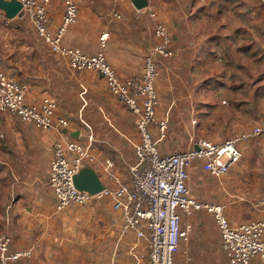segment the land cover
<instances>
[{"label": "crops", "instance_id": "1", "mask_svg": "<svg viewBox=\"0 0 264 264\" xmlns=\"http://www.w3.org/2000/svg\"><path fill=\"white\" fill-rule=\"evenodd\" d=\"M6 1L11 0H0V3L3 4ZM74 1L79 7V18L78 22L67 32L63 45L79 48L85 54L94 55L101 49L102 35L107 34L104 53L109 64L121 78L141 74L144 58L154 43V30L157 23H163L169 29L174 39L176 58H180L184 53L183 50L186 51L188 48L183 44L179 45L180 42L199 43V41H205L211 33L220 36V29L225 27L224 25L234 28L235 25L242 23L258 25L264 22V4L257 5L255 0H244L246 7L252 10L251 20L248 22L239 15L243 10L240 6L242 0H235L232 5L226 0H151V5L157 14L156 18L151 17L149 10H138L133 0ZM64 2L65 0H54L49 10L53 30L64 14ZM2 4H0V14L5 16L1 8ZM234 8L241 12L238 10L239 14H232L235 17H233L234 24H231V18H227L226 14ZM116 14H119L121 18H118ZM210 14H215V16L210 17ZM197 45L195 44L191 50V55H195L194 57L199 50ZM163 61L159 62L161 73L168 69ZM186 66V75H192L199 68L194 65L193 60H191V67ZM0 70L29 86L28 103L39 104L44 97L51 95L57 99L59 105L55 120L59 118L68 120L71 117V114L62 108L66 87L70 83L78 87L81 84L67 62L52 53L48 45L36 35L28 19L15 17L8 23L0 20ZM251 70V68L248 70L249 73L254 72ZM247 82H256L255 89L247 99H242V101L250 100V111L246 109V106L238 105L237 122L235 121L233 128L235 136L250 131L264 122V109L259 112L258 102L254 104L253 101L259 98L258 83L253 80ZM160 84L159 81L156 84L158 93L161 90ZM210 84L213 85L209 86ZM224 85L225 82L222 83L223 89ZM220 86L218 82L217 95L212 91L207 92V102H211L212 106L219 101ZM214 87V81L205 82L198 93L196 91L198 87H193L192 94L190 93L186 99L171 98L167 102L171 108L183 101L191 107L195 104L202 105L203 100L199 98L203 95L197 97L196 94ZM160 103L164 107H167L168 103H164L159 97L157 116L159 119H165ZM222 103L226 101L223 100ZM83 110L84 106L79 111L78 119L83 117ZM70 122L69 129L56 127L44 131L32 124L19 121L9 113L0 115V234L6 233L11 237L12 251H32L30 258L21 259L15 264L64 263V257L60 252L64 247V235L67 229L75 224L76 218L70 216L67 211H56V197L49 188L48 182L55 143L74 140L87 145L84 130L80 127L74 128V122L71 120ZM192 124H198V120L192 118ZM103 129L100 143H112L114 149H116L115 145L119 144V150L116 149L118 155H104L103 151L99 152L98 147L93 148L92 146L97 162L90 166L95 168L106 186L114 189L116 184L106 172V160L111 159L115 163L113 172L122 181L128 182L130 180L129 167L135 162V153L133 152L130 158L125 156L123 151L128 149L124 135L119 138L116 133ZM66 130L68 133H65ZM168 132L166 140H163L161 151L168 150L170 153H175L185 150L191 146L193 138H205L218 142L193 132L185 143H180L176 138L178 135ZM71 134L77 136L73 137ZM94 136L93 145H96L99 141L96 130ZM153 136L158 140L156 132ZM239 148L242 152L241 160L227 175L215 178L217 180V201L205 202L195 198L200 203L224 206L226 216L233 227L264 218V208L256 207V203L264 196V134L250 142L241 143ZM193 168L192 172L195 176L198 171L202 170V162L197 161ZM112 204L113 200L106 198L101 204H95L93 207L94 214L102 211L101 216L106 214L110 218L108 219L110 223L106 226L109 234L102 237V241L100 240L103 246L104 244L108 246L105 247L107 249L105 258L109 262L115 258V249L119 246L122 250L126 248L122 242L124 219L120 212L113 210ZM189 224L193 230L189 240L182 241L180 252L175 257V264H228L213 215L206 210H194L190 216L183 215L182 225ZM140 242L146 248V244ZM73 256L75 258V253ZM121 258L118 264H133L130 257L121 256ZM77 259H80V256ZM147 261L150 264L148 257ZM141 263L142 259L136 264ZM252 264H264V261L256 259Z\"/></svg>", "mask_w": 264, "mask_h": 264}, {"label": "built area", "instance_id": "2", "mask_svg": "<svg viewBox=\"0 0 264 264\" xmlns=\"http://www.w3.org/2000/svg\"><path fill=\"white\" fill-rule=\"evenodd\" d=\"M17 1L22 5L17 17L28 19L36 35L48 45L52 53L63 58L74 73L97 72L108 92L132 114L140 134L139 143L135 146L136 160L129 167L130 180L122 181L113 172L115 163L107 159L106 172L116 188L106 186L100 194L90 196L78 190L73 180L82 165H94L97 162L92 151L94 133L81 117L80 121L90 131L88 144L63 140L53 147L54 158L48 185L56 197V210L62 212L71 206L86 205L94 199L111 198L113 210L120 212L124 219L122 236L133 234L138 241L144 242L150 264H175L182 241L189 240L193 230L190 224L182 225L183 215L190 216L194 210H206L215 219L228 264H252L256 259L264 261V218L233 227L224 206L198 202L192 197L189 188L191 171L197 161L202 162L204 172L222 178L241 160L239 145L261 137L264 124L220 143L193 138L189 148L162 155L157 142L166 138L169 125L168 119H159L157 116L159 93L156 84L160 76L157 59H171L175 55L167 26L156 24V42L145 57L141 74L121 78L104 53L107 34L102 35L101 49L94 55L63 45L67 32L79 18V7L74 0H65L64 14L54 30L49 15L54 0ZM147 1L145 9L149 10L152 18H156L151 0ZM116 16L121 18L119 14ZM0 20L8 23L10 19L0 14ZM86 92L84 88L81 93L83 100ZM28 93L27 84L0 70V115L9 113L19 121L44 131L71 127V122L65 118L55 120L58 101L54 96L44 97L39 104H30L27 102ZM150 127L159 133L158 140H154ZM256 207L264 208V196L256 203ZM11 243L8 234H0V264H15L20 258L32 256L31 250L12 253Z\"/></svg>", "mask_w": 264, "mask_h": 264}, {"label": "rangeland", "instance_id": "3", "mask_svg": "<svg viewBox=\"0 0 264 264\" xmlns=\"http://www.w3.org/2000/svg\"><path fill=\"white\" fill-rule=\"evenodd\" d=\"M261 2L264 4V0H261ZM224 26L220 29V36L211 33L207 34L208 36L206 35L205 41H199V43L193 41H189V43L180 42L179 45L183 44L186 48L188 47L186 51L183 50L184 53L181 57L176 58V55H174L171 59H163L164 64L168 68L163 73H161L159 67L160 76L158 81L161 83L159 97L164 103H168L167 101L171 98L186 99L193 87H198L196 90L198 93L205 82L214 81L215 84L214 88H209L208 91L202 90V92L196 94L197 97L203 95V97L199 98L203 100L202 105L199 104L200 106L195 104L191 107L183 101L178 102L177 106L171 108L169 103L167 107L162 106L160 103L161 110L163 111L162 115L165 116V119H168V133L178 135L176 138L180 143H185L190 134L193 135V132L218 142L231 139L235 136L233 128L237 122L238 105L243 98L247 99L249 94L255 89L243 87L233 89V86L237 85L235 83L238 82V79L241 82L257 81L259 88V112L264 109V56L259 57L255 62V57L252 54L255 50L252 49L251 54L244 51L255 41H258V44L261 45V50H264V31L262 30L264 26L261 24L247 25L245 23L235 25L234 28L228 25ZM195 44H198L197 49H199L196 57H194L195 55H191V50ZM191 60L199 68L192 75H186V65H188V68L191 67ZM239 65L243 66L246 70H240ZM250 68L254 72L249 73L248 70ZM76 77L82 88L81 85L78 87L73 83L67 85L65 101L62 105L63 110L71 114L68 120L74 122V128L80 127L84 130L86 135L85 144H88L87 135L90 131L78 119L79 111L84 106V110L82 111L83 118H85L94 133L96 130L99 139L98 143L93 145V148L98 147L99 152L103 151L104 155H118L116 149L119 150V144L115 145L116 149H114L112 143H100L102 128H104L105 131L108 130L110 133H116L119 138L124 135L128 150L123 152L125 156L130 158L132 153H135V146L140 140V134L135 127L132 114L107 91L104 80L97 72H83L76 74ZM218 82L221 84V95L219 96V101L212 106L211 102H207V92L212 91L217 95ZM223 82H225L224 89L222 86ZM212 85L210 84L209 86ZM84 88L87 92L84 94L83 100L81 93ZM223 100L226 103H222ZM192 118L197 119L198 124L193 125ZM154 132L158 134V139L159 133L152 129L153 135ZM154 140H156L155 136ZM163 143V140L157 142L160 153L162 155H170L171 153L168 150L161 151ZM216 182L215 177H212L203 170L198 171V174L195 176H193V172L191 171L189 188L192 197L199 201L216 202L218 196ZM102 201L94 199L91 204L71 206L65 210L76 219L74 220L75 224L67 229L64 235V247L60 251L64 257L63 264H114L120 261L121 256L130 257L133 264H136L141 259V264H148L145 245L133 237V235L124 236L122 242L126 248L122 250L121 246H119L114 251L115 258L110 262L106 260L105 253L107 249L105 247L107 248L108 246L102 245L101 238L109 234L106 231V226L110 223L108 221L110 218L106 214L101 216L102 211H97L95 214L93 212L95 204L99 205ZM74 253L75 258L73 256ZM79 256L80 259H77Z\"/></svg>", "mask_w": 264, "mask_h": 264}, {"label": "water", "instance_id": "4", "mask_svg": "<svg viewBox=\"0 0 264 264\" xmlns=\"http://www.w3.org/2000/svg\"><path fill=\"white\" fill-rule=\"evenodd\" d=\"M134 6L138 10H143L147 7V0H133ZM2 11L8 19H14L20 13L22 5L17 0L6 1L2 4ZM65 133H68L66 130ZM73 137L77 135L71 134ZM75 187L88 193L90 196H96L106 189V184L103 182L95 168L84 164L80 167L74 176Z\"/></svg>", "mask_w": 264, "mask_h": 264}, {"label": "trees", "instance_id": "5", "mask_svg": "<svg viewBox=\"0 0 264 264\" xmlns=\"http://www.w3.org/2000/svg\"><path fill=\"white\" fill-rule=\"evenodd\" d=\"M228 3H230L231 5L232 4H234L235 3V0H226ZM244 0H242L241 1V4L242 5H240L241 7H242V12L239 10V9H236L235 10V8L233 9V10H231L230 11V13L229 14H226V16H227V18H231V20H230V23L231 24H234V21H233V17H235L234 15H237V14H239L238 13V10H239V12H241L239 15L242 17V19H244L246 22H248L249 20H251V11L252 10H249V8L250 7H246V5L244 4ZM255 3L257 4V5H261V4H263V2H261V0H255ZM232 14H234V15H232ZM215 16V14H210V17H214ZM261 25H263L264 26V22H262L261 23ZM262 30L264 31V27L262 28ZM173 40V42H172V49L174 50V39H172ZM156 42V39H154V43ZM153 43V44H154ZM252 49H254L255 51H254V53H252L253 54V57H255V62L257 61V59L260 57H262V56H264V50H261V45H259L258 44V41H255V42H253L248 48H246V49H244V51L246 52H249V54H251V50ZM149 52V51H148ZM148 54V53H147ZM146 54V55H147ZM146 57V56H145ZM145 59V58H144ZM164 58H158L157 59V65H158V69H159V67H160V65H159V62L161 61V60H163ZM239 68H240V70H246L243 66H241V65H239ZM207 83V82H206ZM235 84H237V85H234L233 86V89H240L241 87H243V88H254L255 87V84H256V82H254V83H250V82H244V81H239V79H238V82H236ZM258 91H259V88H258ZM254 101V104L255 103H257L258 102V99H256V100H253ZM239 105H240V107L241 106H246L247 108V110L248 111H250L249 110V108H250V100L249 101H242V102H240L239 103ZM59 106V105H58ZM258 107V106H257ZM57 112V111H56ZM256 112H257V110H256ZM56 114V113H55ZM264 124V122H262L260 125H263ZM224 141H226V140H224ZM224 141H222V142H224ZM217 143H220V142H217ZM56 205H57V201H56ZM56 208V207H55ZM57 211V210H56ZM10 251L12 252V253H14V252H17V251H12L11 250V248H10ZM19 251H21V250H19ZM21 259H27V258H20L19 260H21ZM18 260V261H19Z\"/></svg>", "mask_w": 264, "mask_h": 264}]
</instances>
